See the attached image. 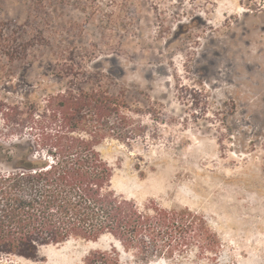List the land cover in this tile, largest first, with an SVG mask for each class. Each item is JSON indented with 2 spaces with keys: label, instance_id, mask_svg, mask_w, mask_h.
Listing matches in <instances>:
<instances>
[{
  "label": "rangeland",
  "instance_id": "374dc122",
  "mask_svg": "<svg viewBox=\"0 0 264 264\" xmlns=\"http://www.w3.org/2000/svg\"><path fill=\"white\" fill-rule=\"evenodd\" d=\"M0 31V103L42 107L74 65L82 88L141 109L135 138L98 147L113 188L188 208L219 240L216 260L190 248L147 264H264V0H0ZM24 141L0 143L17 153ZM111 247L118 264H144L110 235L0 261L86 264Z\"/></svg>",
  "mask_w": 264,
  "mask_h": 264
},
{
  "label": "trees",
  "instance_id": "16d2710c",
  "mask_svg": "<svg viewBox=\"0 0 264 264\" xmlns=\"http://www.w3.org/2000/svg\"><path fill=\"white\" fill-rule=\"evenodd\" d=\"M63 69L74 82L42 107L0 103V140H25L13 144L17 153L0 143V157L11 163L0 169V256L36 260L44 246L110 235L144 264L190 248L216 260L218 236L202 216L154 200L140 206L112 186L113 167L98 147L135 138L131 114L141 109L123 94L82 88L74 65ZM85 263L118 264L119 255L113 247L94 250Z\"/></svg>",
  "mask_w": 264,
  "mask_h": 264
}]
</instances>
